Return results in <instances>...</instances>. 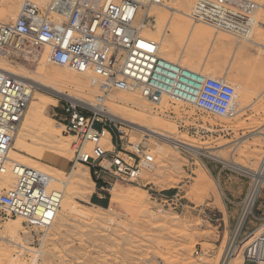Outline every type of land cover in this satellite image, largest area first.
<instances>
[{"label": "rangeland", "instance_id": "1", "mask_svg": "<svg viewBox=\"0 0 264 264\" xmlns=\"http://www.w3.org/2000/svg\"><path fill=\"white\" fill-rule=\"evenodd\" d=\"M23 1L20 0L13 10L14 18ZM252 1L264 6V0ZM164 2L172 4V0ZM180 2L173 3L193 15L195 5L184 1L181 5L183 2ZM4 10L3 4L0 21L13 20L6 17ZM165 12L169 17L172 11ZM150 14L157 23L154 12L150 11ZM168 17L160 20L161 27ZM179 17L185 20L186 28L194 22L189 17ZM252 18L251 24H255L252 33L243 38L197 22V27L204 28L199 43H188L191 49L185 43H169L172 51L166 52L171 61L180 60L185 66L202 70L214 79H223L233 92V116L211 114L168 97L163 105L161 102L151 103L145 115L136 118L147 122L156 119L175 139L198 146L206 153L197 154L162 138L148 137L101 113L113 127L110 132L114 144L105 146L106 149L113 150L120 142V135L124 136V147L128 149H132L133 143L147 141L154 162H144L141 185L108 174L102 177L95 172L97 167L91 168L76 161L78 139L63 132L58 123L59 101L74 99L92 107L80 100L83 94L76 87L61 83L59 67L48 62L45 68L58 83L55 86L62 95L38 90L37 102L43 103V122L54 124L60 133L56 139H46L37 132L29 133L25 141L27 151L18 149L16 135L12 149L14 154H22L31 163L40 162L51 171L49 173L68 181L66 187L57 182L53 187L63 193L66 191L67 197L71 194L75 207L68 212L61 206L49 229L27 228L23 222V227L16 232L17 243L22 247H14L13 238L6 231L12 218L1 222L0 264H219L225 248L236 235L246 199L254 185L249 175L230 168L226 161L257 171L264 160V7ZM214 37L215 43L209 52L207 48ZM250 39L263 46L250 43ZM183 47L187 49L185 56H181ZM25 65L31 74L33 70L40 73V69L28 63ZM99 94L101 92H97ZM105 105L107 110L114 109L127 118L140 114L131 103L114 105L106 102ZM22 126L23 121L20 129ZM118 127L125 133L120 134ZM92 148V142L91 148L85 146L89 153ZM30 151H43L52 159L50 162L41 160L32 156ZM102 165L109 166L108 159L103 160ZM80 169L84 173L81 178L75 175ZM114 189L117 196H114ZM166 197L174 199L167 200ZM237 205L242 210L235 218ZM86 212H90V216H85ZM263 221L264 186L236 240L237 248L233 251L231 264L243 260L248 235L258 233Z\"/></svg>", "mask_w": 264, "mask_h": 264}, {"label": "built area", "instance_id": "2", "mask_svg": "<svg viewBox=\"0 0 264 264\" xmlns=\"http://www.w3.org/2000/svg\"><path fill=\"white\" fill-rule=\"evenodd\" d=\"M164 1L24 0L16 19L0 21V55L35 63L36 54L48 49L50 62L91 72L106 92L139 90L151 102L167 96L211 114L233 116V92L223 79L166 59L157 43L142 44V31L155 23L150 8ZM256 8L252 0H197L192 18L243 38L252 33ZM32 94V85L0 70V223L21 217L27 228L47 229L61 209L63 191L52 186L50 174L10 158ZM59 102L58 123L78 139L76 161L97 167L102 177L141 185L144 162H154L147 141L131 143L128 149L120 135V142L108 150L101 139L106 131L113 132L111 121L71 99ZM118 131L125 133L121 127ZM88 141L93 143L91 153L85 150ZM105 159L109 167L102 165ZM7 172L15 178L11 186L3 183ZM238 264H264V221L258 233L248 235Z\"/></svg>", "mask_w": 264, "mask_h": 264}, {"label": "bare ground", "instance_id": "3", "mask_svg": "<svg viewBox=\"0 0 264 264\" xmlns=\"http://www.w3.org/2000/svg\"><path fill=\"white\" fill-rule=\"evenodd\" d=\"M175 1H178V0H172V4H174ZM183 1L190 3V4H194V5H196V3H197V0H181V2H183ZM18 2H20V0H0V11L3 8V4H4V9H5L4 14L6 15L7 18L14 20V19H16L17 15L19 13V11H18L16 17L14 18L13 10L16 8ZM166 2H163L162 4H155L150 8L149 12L150 11L154 12V15L158 21H157V23H154L152 26L145 27L144 30L142 31L141 37L143 40L142 44H144V45H147L149 42L157 43L159 46L160 55L163 54L161 56L165 57L168 60H171L170 57H168L166 55V52L172 51V49L170 48L171 43H185V46L187 48L188 47L190 48L189 44L199 43V41L203 38L202 36L204 34V28L199 27V26L197 27V22L193 20L192 14L185 12L182 9H179V7L176 5V4H179V2L174 4L175 7H173V5L170 4L171 1H170V3H166ZM184 2L181 3V5H183ZM256 4H257V8H256L254 13H257L261 9V7H264L260 3H256ZM176 6L178 8H176ZM168 9H170L172 11L171 15L169 14L170 15L169 17L166 15V12H165ZM175 14H178V17L177 16L174 17ZM181 15L189 17L190 19H192L194 21L190 25L189 28H186V26L184 27L185 20H183V18L179 17ZM165 16L168 18H167L164 26L161 27L160 26L161 25L160 20H163V18ZM10 21H12V20H10ZM4 22H9V21H4ZM202 23L209 24L206 22H202ZM209 25H211V24H209ZM169 43H170V45H169ZM214 43H215V37L211 41L210 47L207 48L209 52L212 50L211 48L214 46ZM250 43L259 44V45L263 46V44L261 42L256 41L254 39H250ZM168 46H169V48H167ZM186 47L185 48L183 47V50L181 51V56H183L187 52ZM166 48H167V50H166ZM208 51H207V54H208ZM2 57L3 56L0 55V70L6 71L8 73L15 75L18 79L22 80L25 83L32 85V87H33L32 99L29 103L26 114L24 116L23 126L21 129L19 128V130L16 134L18 137V141H17L18 142V145H17L18 149H20L22 151L28 150L26 148V142L25 141H26V136L29 133L37 132L40 135H43L46 139L47 138L56 139L60 132H59V130H57L55 128L54 124L43 122V120L41 119V115L43 113V108H44L42 105L43 103L41 104V102H40V104H38L39 102H37V99H39V98L36 96L38 93L36 91H38V90H42V91H45V92H48L50 94L57 95V96L62 95L60 90L57 89L55 86L57 82H55L53 80L52 75L45 68L47 63L50 62L49 57H48V49L46 51L38 52L36 54V56L34 58L35 63L28 61V60H23L21 58H17L15 60H10L6 57H4V58H2ZM9 60H10V62H9ZM11 62H13V64ZM177 62L180 63L181 65H184L181 63L180 60ZM26 63H28L29 65H32L34 68L40 69V73H38L36 70H33V72H32L33 74H31L30 70L28 68H26L27 67L25 65ZM50 63H52V62H50ZM54 65H56V64H54ZM57 67H59V69H60L59 76L61 78V83H65L68 85H72L73 87H76L77 90H79L81 92V94H83V96L80 97L81 98L80 100H83V101L85 100L86 102H88V105L91 106L93 108V110L95 109L96 112H98L100 114L102 113L105 116L112 117V119H114V120L122 121V123L124 125H127L128 127H132L133 129H136L138 131H141V132L145 133V135H147L148 137L152 136V137L162 138V139H164L170 143H173V144L178 145V146H182V147H184L190 151H194L197 154L206 153V152L202 151L198 146H195V145L188 143L186 141H181V140L175 139L172 136L173 134L171 135L170 130L169 131L166 130V128L163 127L161 125V123L156 119L149 121V122H147L145 119H136V118H141L142 115L144 116L145 113L148 111V109L151 107V103H153L146 96H144L139 90L111 89L107 93H105L106 91H103L105 88V85L102 82L97 81L91 72H89V71L88 72H79V71L72 70L70 68H67L64 66H59V65H57ZM189 68L192 69V67H189ZM192 70H194V69H192ZM200 71H202V70H200ZM31 77L34 79H32ZM39 80H41V81L39 82ZM97 92H101V94L97 95ZM167 98L168 97L165 96L157 102H161V104L163 105L166 103ZM71 100H73L76 103L81 104L80 102H78L74 99H71ZM78 100H79V98H78ZM106 102H110L114 105L116 103H123V102L131 103L139 109V111H140L139 117L127 118L126 116H124V114L116 113L114 111V109L107 110L106 105H105ZM20 130H21V132H20ZM112 137H113L112 133L110 131H106L105 135L101 139V144L104 146H112L114 144V142L112 141V139H113ZM85 146L87 148H91V142L90 141L86 142ZM14 152H15V150L11 149L10 156L11 155L15 156V158L13 157L14 159L12 157H10L13 161H16L22 165H26L28 167H32L34 169L43 171V172L48 173L50 175L52 174V173H49L50 170L48 171L47 170L48 168L45 167L44 165L40 164V162L31 163L30 160L24 159L22 154H20V153L14 154ZM86 152H88V151H86ZM30 153L32 154V156L37 157V158L44 160V161H47V162H50L52 159L50 156L45 154V152H43V151H39V152L38 151L37 152L36 151H30ZM63 154H65V153H63ZM226 164L230 168H233L234 170L241 171V172L249 175L254 180L253 181L254 185L252 186L253 187L251 189L252 191L250 192L249 196L247 197L248 199H246V201H247L246 206L243 210V215L241 216V220L239 221L240 223H239L238 228L236 230V235L233 236L234 238H231L230 242L228 243V246L225 248V251L223 252V255H222V258H221L219 264H231V261L233 260V255H234L233 251L237 248L236 240H237L239 234L241 233V231L243 229V225H244V222L246 220L247 215L249 213H252V211H253V205H254V202L256 200L257 195L260 192L261 187L264 186V160L261 164L260 169L257 171L251 170V169L246 168L244 166H241L240 164H237L236 162H233V161L232 162L226 161ZM109 166H106V167H109ZM82 171L83 170L80 169V171L75 172V175H77V177H79V178L83 177L84 173ZM51 176L53 177L52 186H53V183H55V182L63 183V185H65V187L68 185V181H64L63 179L56 177L53 174ZM3 183L10 185V186L15 183V178L11 172H7L6 174L3 175ZM114 191H115V189H114ZM129 194H130V192H129ZM66 195L67 194L65 191V193H63L64 198L62 201V207L65 209V211L72 212L74 207H75L74 206L75 204L72 200L71 194H69V197H67ZM114 196H117V191L114 192ZM135 196H136V194H135ZM118 197H119V195H118ZM128 197H130V195ZM90 214H91L90 212H86L85 216H90ZM22 227H23V219L21 217L12 218L11 222H9L6 225V231L9 232L11 234L10 236H12V238H13L11 243L13 244L14 247H17V246L22 247L21 244L17 243V236H16V232L18 230H20ZM50 227H48V229ZM12 249L9 250L10 254L12 253ZM4 253H6V252H4ZM11 255H13V254H11ZM13 259H16V258H13ZM17 264H19V263H17Z\"/></svg>", "mask_w": 264, "mask_h": 264}, {"label": "crops", "instance_id": "4", "mask_svg": "<svg viewBox=\"0 0 264 264\" xmlns=\"http://www.w3.org/2000/svg\"><path fill=\"white\" fill-rule=\"evenodd\" d=\"M95 172L97 173L98 171H96L95 170ZM104 184H105V181H104ZM235 201H236V199H235ZM235 201H233L234 202V204H236L237 202H235ZM238 207V209H237V211L235 212V215H234V217L235 218H238V216L240 215V212H241V210H242V207H239V205H237Z\"/></svg>", "mask_w": 264, "mask_h": 264}]
</instances>
